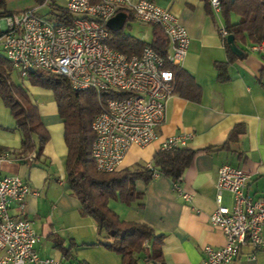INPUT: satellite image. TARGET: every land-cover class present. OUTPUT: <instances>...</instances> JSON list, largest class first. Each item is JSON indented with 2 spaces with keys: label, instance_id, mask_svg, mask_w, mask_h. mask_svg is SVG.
<instances>
[{
  "label": "crops",
  "instance_id": "crops-1",
  "mask_svg": "<svg viewBox=\"0 0 264 264\" xmlns=\"http://www.w3.org/2000/svg\"><path fill=\"white\" fill-rule=\"evenodd\" d=\"M155 1L169 8L189 32L191 43L181 67L194 77L201 96L193 101L175 91L168 102L167 120L159 128V139L146 146L133 145L119 170L150 164L167 138L192 134L186 146L198 153L181 182L191 198L184 199L170 177L159 175L148 183L136 181V190L142 195L131 204L110 199L109 206L121 220L145 222L164 235L166 264H201L204 245L226 244L223 231L210 221V214L217 208L220 166L231 164L248 171L251 179L246 192L264 200V40L262 50H253L255 44L251 41L245 50L237 44L244 55L231 59L227 39L220 33L225 26L222 11L209 13L205 0ZM152 26L151 40L158 30ZM220 62L227 63L230 78L226 81L218 79L216 65ZM21 83L30 89L28 94L39 108L50 139L35 164L25 160L30 152L21 153L22 132L0 96V149L11 154V159L3 163V170L20 175L40 192L38 196H28L22 207L14 204L11 214L31 222L41 236L37 245L41 256L55 257L65 264H123L121 254L99 243L106 234L99 232L91 215L81 213V201L67 184L65 121L53 94L30 80ZM41 92L48 94L46 101L33 97ZM238 124L244 126V133L238 141L227 142ZM209 147L212 150H204ZM223 203L233 207L230 192L224 193ZM262 234L264 237V226ZM56 240L71 247V257L64 256ZM139 264L149 263L140 255ZM232 264H264V248L256 249L249 243Z\"/></svg>",
  "mask_w": 264,
  "mask_h": 264
},
{
  "label": "built area",
  "instance_id": "built-area-1",
  "mask_svg": "<svg viewBox=\"0 0 264 264\" xmlns=\"http://www.w3.org/2000/svg\"><path fill=\"white\" fill-rule=\"evenodd\" d=\"M209 1L214 12L222 11L221 0ZM43 4L49 5L47 0ZM62 6L74 16L71 22L57 21L55 13L49 19L38 7L0 15V45L22 78L31 71L45 70L66 77L74 89L97 93L100 109L92 121V157L99 172H114L133 145L146 146L159 139L176 89V74L168 65L181 67L191 38L178 17L155 0H67ZM122 9L138 23L162 28L170 43L166 57L150 44L140 53L128 55L109 43V21ZM220 33L224 38L229 35L226 26ZM252 49L262 50V43ZM191 137H169L162 148L186 146ZM34 158L35 153L30 152L25 160ZM10 159V152L0 149V264H65L41 256L37 247L41 236L29 220L11 214L14 204L22 207L28 196L40 192L20 175L4 172L3 163ZM250 179L251 174L242 167L220 166L217 208L210 221L223 231L226 244L204 245L201 264H232L249 243L264 248V200L246 192ZM174 189L184 199L191 198L181 183H174ZM225 192L233 195L232 208L223 203Z\"/></svg>",
  "mask_w": 264,
  "mask_h": 264
},
{
  "label": "trees",
  "instance_id": "trees-1",
  "mask_svg": "<svg viewBox=\"0 0 264 264\" xmlns=\"http://www.w3.org/2000/svg\"><path fill=\"white\" fill-rule=\"evenodd\" d=\"M41 5L46 0H34ZM9 0H0V15L13 13L8 7ZM209 13H213L209 0H205ZM222 16L229 34H234L236 43L245 50L244 46L251 41L254 44L264 40V0H221ZM53 13L59 22H71L73 15L60 4L53 3ZM238 16L232 21L231 15ZM117 15L125 17L121 27L110 26L109 43L118 50L133 55L140 53L144 45L150 44L160 55L166 57L169 52V38L161 27L151 41L142 40L125 32L126 24L134 20L126 9ZM116 15V16H117ZM227 38H225L226 41ZM231 59L237 56L231 51L226 41ZM176 74V89L183 97L198 101L201 88L194 77L182 67L169 64ZM218 79L226 81L230 78L226 62L216 65ZM14 71L12 63L0 53V96L5 105L10 108L16 119V127L22 132L21 153L34 152L35 158L29 161L35 164L42 155L44 146L50 139V133L44 124L39 108L35 104L22 84L12 80ZM30 80L36 85L52 88L55 92L60 115L65 121V141L68 146L66 163L67 184L72 194L81 201V213L91 215L100 233H105V240L99 243L123 256V264H139L140 255L149 263L166 264L163 255L164 235L159 234L149 224L141 221L121 220L119 215L110 208V199H121L131 204L142 193L136 190L137 180L146 183L159 175L170 177L174 183H181L184 172L192 163L198 150L187 146H174L169 149L161 148L154 156L152 163L137 164L134 168H124L109 173H102L96 169L92 157V142L95 133L92 121L100 109L98 95L94 90L74 89L69 80L59 74L45 70L31 71ZM179 79L182 81H179ZM242 124L236 125L229 134L227 142L238 141L244 133ZM226 145V144H225ZM224 145V147H225ZM227 146V145H226ZM212 150L211 147L204 149ZM57 246L64 256L71 257V247L66 248L60 241ZM79 264H86L79 261Z\"/></svg>",
  "mask_w": 264,
  "mask_h": 264
},
{
  "label": "rangeland",
  "instance_id": "rangeland-1",
  "mask_svg": "<svg viewBox=\"0 0 264 264\" xmlns=\"http://www.w3.org/2000/svg\"><path fill=\"white\" fill-rule=\"evenodd\" d=\"M48 4H43V5H39L37 4L34 0H9L8 2V7L12 10L15 11H20V10H24L27 9L29 7H38V12L49 18V19H53L54 13L51 12V7L53 5V3H57V4H61V5H65L67 3L66 0H47ZM51 6V7H50ZM231 19L232 21H236L237 20V16L235 14L231 15ZM122 24V21H117L115 26H119ZM125 32L132 34L142 40L145 41H150L151 37H152V30H153V26L152 25H142L134 20L129 21L126 26H125ZM0 53L5 55V51L3 49V46L0 45ZM12 79L15 83L20 84L21 82H23L25 80V83H27L30 78L26 77V78H22L17 71L14 70L13 74H12ZM31 81V80H30ZM32 82V81H31ZM33 83V82H32ZM35 84V83H34ZM35 86H40L43 87L41 85H36ZM43 89L51 92V94H53L55 100H56V96H55V92L52 88H48V87H43ZM30 90V89H28ZM27 90V91H28ZM31 92H33V90L31 89ZM30 92V93H31ZM33 97H41V99L43 101H46V99H48V94H46V92H41V93H37V94H33ZM57 102V100H56Z\"/></svg>",
  "mask_w": 264,
  "mask_h": 264
},
{
  "label": "water",
  "instance_id": "water-1",
  "mask_svg": "<svg viewBox=\"0 0 264 264\" xmlns=\"http://www.w3.org/2000/svg\"><path fill=\"white\" fill-rule=\"evenodd\" d=\"M122 21V24L121 25H119L118 27H121L122 25H123V23H124V21H125V17L124 16H122V15H117V16H115L113 19H111L110 21H109V25L110 26H115V24H116V22L117 21ZM116 27V26H115ZM227 42H228V44H229V46H230V49L232 50V52L235 54V55H237V56H243L244 55V51L237 45V43H236V40H235V36H234V34H229L228 36H227Z\"/></svg>",
  "mask_w": 264,
  "mask_h": 264
}]
</instances>
